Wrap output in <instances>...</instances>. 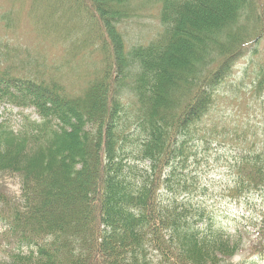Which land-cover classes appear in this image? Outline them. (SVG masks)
I'll list each match as a JSON object with an SVG mask.
<instances>
[{
  "label": "trees",
  "instance_id": "trees-1",
  "mask_svg": "<svg viewBox=\"0 0 264 264\" xmlns=\"http://www.w3.org/2000/svg\"><path fill=\"white\" fill-rule=\"evenodd\" d=\"M154 1L163 28L142 45L119 28L140 1L71 0L90 27L71 59L25 64L55 72L79 66L77 51L94 54L74 89L61 71L20 70L26 54L0 40V108L39 116L0 114V174L21 179L18 199L0 182V264H224L245 253L236 264H252L264 254V143L218 157L230 172L220 199L191 163L194 142H210L221 84L264 38V0H141ZM67 3L44 0L48 19ZM254 85L264 90V69ZM225 199L247 212L223 215Z\"/></svg>",
  "mask_w": 264,
  "mask_h": 264
},
{
  "label": "rangeland",
  "instance_id": "rangeland-1",
  "mask_svg": "<svg viewBox=\"0 0 264 264\" xmlns=\"http://www.w3.org/2000/svg\"><path fill=\"white\" fill-rule=\"evenodd\" d=\"M67 1V6L73 5L71 0ZM138 1H140L138 2L140 10L133 13L136 15L124 19L119 24V28L126 40L143 45L158 37L163 27L159 18L160 5L156 1L151 5ZM74 7L72 11L71 9L67 10L69 12L65 11L66 13L64 12L60 18L58 13V17L48 19L50 10H46L44 0H0V40L5 44H15L26 54L16 60L17 68L32 75L43 71L48 78L59 76L61 71L63 84L67 88L74 89L76 85L84 82L82 73L94 69L93 63L96 59L94 54L86 51H77L74 54L72 62L79 65L73 67L75 70L71 66L66 70L55 72L54 70H32L36 68L35 65L25 64L27 61L31 62L30 58L38 60L39 65L63 64L67 59H71L70 46H73L74 40L79 38L77 32L80 34L90 28L83 16L76 18L78 7ZM2 48L3 45L0 46V49ZM263 69L264 38L250 46L247 52L235 61L230 75L217 92L216 101L204 124L211 134L210 142H208L210 147L205 149L208 143L204 140L194 142V145L199 146L196 154L199 165L194 167L195 160H193L192 167L200 173H205L203 180L213 183L212 195L218 199L223 196L222 183L230 178L225 161L218 157L223 153L238 154L244 151H255L263 146L264 90L256 92L254 85L259 72ZM13 112L16 114L21 111L13 109ZM25 113L31 114V111L27 110ZM199 128L200 130L203 128V123ZM204 150H207V153H204ZM0 175L3 190L12 198L18 199L21 195L19 177L9 173ZM257 201H255L257 208H263L262 201ZM212 206V202L209 201L207 208L212 209ZM218 208L223 215L229 212L236 213L231 210L238 209V203H234L233 199H225L218 204ZM246 212L241 211L243 214ZM248 242L249 237L246 238L245 244ZM246 257H248L247 253L239 254L226 260L224 264H236ZM252 264H264V254L255 257Z\"/></svg>",
  "mask_w": 264,
  "mask_h": 264
}]
</instances>
